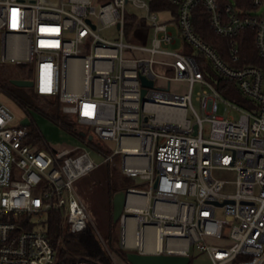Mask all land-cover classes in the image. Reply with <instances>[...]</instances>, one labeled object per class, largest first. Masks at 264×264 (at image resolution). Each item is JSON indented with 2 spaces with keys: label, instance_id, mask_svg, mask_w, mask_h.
Masks as SVG:
<instances>
[{
  "label": "built area",
  "instance_id": "2783aa9c",
  "mask_svg": "<svg viewBox=\"0 0 264 264\" xmlns=\"http://www.w3.org/2000/svg\"><path fill=\"white\" fill-rule=\"evenodd\" d=\"M169 1L190 53L168 47L177 39L150 0H0V59L33 63L36 91L58 96L98 141L114 142L104 160L119 155L121 171L146 182L125 190L122 248L190 256L199 244L210 264H264V0ZM128 3L145 12L150 44L123 40ZM196 7L227 40L222 53L197 31ZM106 25L118 26L121 38L101 36ZM240 35L260 63H241ZM204 65L247 102L223 95ZM142 75L154 81L144 96ZM179 82L185 91L173 87ZM14 118L0 104V264H62L32 216L59 209L72 232L91 225L75 181L99 163L85 147L36 148ZM226 168L237 173L233 193L213 174Z\"/></svg>",
  "mask_w": 264,
  "mask_h": 264
},
{
  "label": "rangeland",
  "instance_id": "374dc122",
  "mask_svg": "<svg viewBox=\"0 0 264 264\" xmlns=\"http://www.w3.org/2000/svg\"><path fill=\"white\" fill-rule=\"evenodd\" d=\"M110 1V0H103ZM126 10L129 12H135L139 16L145 14L143 10L135 8L130 3L127 4ZM167 16L166 14H161V19ZM100 35L109 40H118L121 38V30L118 26L106 25L99 31ZM123 40L128 43L135 44H143L139 40L135 39L132 35V31L124 29V35L122 36ZM148 42L146 44H150V32L148 35ZM171 48V45L169 46ZM31 69L33 73V80H35L36 73L34 72V64L28 63L24 64H16V63H8L3 62L0 59V104H3L14 116V124H19L22 119L27 116H30L33 119L34 125L38 128L39 133H41L44 145L46 149L53 148L55 150H60L64 148L73 149L75 147L87 148L91 153L93 160L99 163L94 169H92L89 173L81 176L76 179L75 187L77 191L80 193L86 207H88L91 219V227H93L94 231L98 232V237L101 238V242L108 252L112 264H129L127 259L117 252L118 249L121 250L119 241H120V221L117 222L114 227L113 234L117 240H114V244H112L109 239L106 237L110 232V222H109V193L107 192V188L110 180L115 177L114 174L117 171H121L120 169V156L116 155L112 160H104L106 154L111 153L115 149L114 142L110 141H98L95 139V145L97 144L100 148L93 146L92 144H88L84 142L79 136L74 135L71 132H68L60 123L58 124L55 120L43 114L39 111H35L34 109L27 110L23 104L19 101V97H29V94L32 90L36 91V88L33 87H19L15 84L9 83L13 78H22L25 75V70ZM211 72L215 75L211 78V80H215L217 82L218 76L216 75L213 69H210ZM227 82V81H226ZM228 83V82H227ZM174 88H180V90L185 91L187 85L184 83H173ZM229 90L231 93L238 94V97L242 96L240 92H238L237 87L234 83H228ZM202 89V85H195L193 91V99L194 106L200 111V102L195 99L196 93L198 90ZM243 97V96H242ZM60 100V99H59ZM61 108L63 110V102H61ZM220 113L224 114L223 107L224 104L221 103ZM189 117L192 115L190 113ZM78 121V120H77ZM209 126L210 124L204 123V136L208 137L209 135ZM76 130L80 131H90L86 124H82L79 121L76 123ZM102 147V148H101ZM216 177L226 181L225 184V193H233L236 191L235 181L237 179V173L234 170L230 169H216L213 171ZM129 181L132 187H140L146 188L147 184L144 180H142L139 176L129 177ZM48 213L44 216H32L31 221L35 224H38L39 227L45 229V221L47 220ZM218 216H222L221 211H218ZM67 223V222H66ZM68 224V223H67ZM118 241V242H117ZM208 242L220 244L219 241L208 239ZM124 250H131L127 248H122ZM191 261L188 264H210V258L202 248V246L192 245L190 249Z\"/></svg>",
  "mask_w": 264,
  "mask_h": 264
},
{
  "label": "trees",
  "instance_id": "16d2710c",
  "mask_svg": "<svg viewBox=\"0 0 264 264\" xmlns=\"http://www.w3.org/2000/svg\"><path fill=\"white\" fill-rule=\"evenodd\" d=\"M150 6L151 9L155 11L170 9L172 10L174 16L177 15L176 7L173 6L169 0H150ZM194 9L193 22L197 31L204 38H206L207 41L216 46L222 53L227 45V40L225 38H220L212 31L207 20V13L202 7H196ZM124 25L126 30L132 31V35L135 39L139 40L143 44L148 42L147 39L150 32V25H148L137 13L127 11L124 18ZM238 38L241 40V52H243L244 56L241 63H260V59L254 50L251 40L250 42H242V38H244L243 35L238 36ZM225 56L228 60H230L228 54H225ZM204 67L206 68L207 77L212 78L213 75H215L210 70L212 68L208 65H204ZM24 73L25 75L22 77L23 79L33 78L31 69L28 68V70H25ZM226 81V79L223 80L221 77H218L217 82L215 81L222 94L239 103L247 102V99L244 98L243 95V97H238V94L231 93L232 91L228 88V86H230L228 83L230 82L227 81V83ZM9 83H11V80ZM18 99L28 111L34 109L35 111L46 114L58 124L60 123L68 132H71L74 135L76 134L84 142L100 148L97 144L95 145L94 141L96 138L92 135L91 126L87 125L88 130H90L89 132L76 130V123L78 122L77 118L62 110L58 96L46 94L42 95L37 91L32 90L29 97L23 98L18 96ZM28 132L30 133L28 142L33 143L38 149H45L43 137L41 133H39L36 125H34L33 121L28 126ZM114 175L115 177L110 180L107 188L110 198V232L106 237L112 244H114V240H117L115 234H113L114 227L117 224V222L113 221V198L117 192L131 187V183L129 181L130 176L125 175L119 170ZM48 214L47 220L44 222V230L47 237L50 238V241L57 253V263L63 264L70 263L78 259H86L94 264H112L108 252H106L100 238L91 225L83 230L77 231V233H74L70 230L69 225L66 223V214L64 210L52 209L48 212ZM22 219L28 223L30 217L24 216ZM27 227H31V225H27ZM117 252H119L122 257L124 256L126 258L127 250H124L121 247V250L118 249Z\"/></svg>",
  "mask_w": 264,
  "mask_h": 264
},
{
  "label": "water",
  "instance_id": "95a60500",
  "mask_svg": "<svg viewBox=\"0 0 264 264\" xmlns=\"http://www.w3.org/2000/svg\"><path fill=\"white\" fill-rule=\"evenodd\" d=\"M119 25V24H118ZM153 79L148 78L144 75L141 76V83L144 86L142 89V96H144L147 92V88L153 87ZM12 84H15L19 87H33L34 80L33 79H23V78H13L11 80ZM23 126H29L32 121L31 118L28 116L22 119L20 122ZM197 126H195V129ZM197 133V129L195 130ZM127 197V191L122 189L121 191L117 192L113 198V221L119 222V218L122 215V212L125 208V202ZM126 259L129 264H188L191 261V257L188 255H162V254H147L142 253L140 251H133L128 250L126 254Z\"/></svg>",
  "mask_w": 264,
  "mask_h": 264
},
{
  "label": "crops",
  "instance_id": "0c3cea01",
  "mask_svg": "<svg viewBox=\"0 0 264 264\" xmlns=\"http://www.w3.org/2000/svg\"><path fill=\"white\" fill-rule=\"evenodd\" d=\"M160 21H165L168 24L170 31H172L177 39L174 44H170L171 48H179L186 52H192L191 48L180 38L179 31H178V24H177V15L174 16L172 10L163 9L162 11H158ZM161 14H166L164 18L161 19ZM141 17V16H140ZM147 23V22H146ZM148 24V23H147ZM151 28V27H150ZM168 45V47L170 46ZM29 117V116H28ZM94 137V136H93Z\"/></svg>",
  "mask_w": 264,
  "mask_h": 264
}]
</instances>
